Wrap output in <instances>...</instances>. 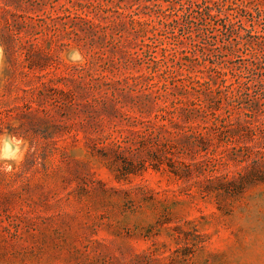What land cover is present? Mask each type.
Instances as JSON below:
<instances>
[{"label": "rangeland", "instance_id": "1", "mask_svg": "<svg viewBox=\"0 0 264 264\" xmlns=\"http://www.w3.org/2000/svg\"><path fill=\"white\" fill-rule=\"evenodd\" d=\"M127 2L141 18L159 25L175 13L168 0H152V9L145 7L148 0ZM209 4L221 16L214 20L220 31L214 35V53L204 57L207 61L199 51L203 37L194 34L191 39L180 27L178 36L169 32L165 41L153 40L149 54L163 58L164 43L171 51L197 50V71L219 62L216 55L235 71L251 64L247 49L231 54L224 47L228 42L236 45L238 38L226 37L221 28L234 20L238 30H264V0ZM258 7L263 10L260 17ZM97 46L104 45L98 41ZM149 54L143 53L145 61ZM118 57L128 60L108 46L95 52L66 49L57 57L62 71L66 64H78L88 80L95 77L83 94L69 100L71 108L64 111L55 100L37 99L50 118L42 112L15 111L0 124V264H264V163L253 167L229 159L201 160L181 151L182 138L110 111L118 98L127 114L139 115L137 103L150 90L147 78H132L139 75L136 61L122 68L129 79L109 81L121 76L114 67ZM3 68L0 46V78ZM3 92L8 99L4 83ZM87 100L92 102L89 107ZM154 110L152 106L144 116L151 118ZM157 136L162 142L174 141V163L159 165L153 159ZM179 161L201 162L191 177ZM215 170L223 178L210 184L208 176ZM232 173L237 180L229 186Z\"/></svg>", "mask_w": 264, "mask_h": 264}, {"label": "trees", "instance_id": "2", "mask_svg": "<svg viewBox=\"0 0 264 264\" xmlns=\"http://www.w3.org/2000/svg\"><path fill=\"white\" fill-rule=\"evenodd\" d=\"M168 2L175 13L159 25L141 18L134 5L128 6L127 0H0V46L4 55L0 84L4 83L10 92L6 100L4 92L0 93V124L15 111L29 115L42 112L50 118L51 113L44 110L37 99L55 100L64 111L70 109L69 100L75 99L79 92L83 94L95 77L88 80L78 64H66V72L62 71L57 66V57L73 47L95 52L108 46L128 57L126 62L120 57L116 59L114 67L121 76L109 81L129 79L122 68L131 67L135 61L140 65L139 75L132 78L150 81V90L144 100L137 103L139 115L127 114L118 98L108 107L110 111L127 115L138 123L157 125L170 137L182 138L185 144L181 145V151L195 153L201 160L207 157L227 163L229 159L253 167L263 164L264 30L252 34L245 26L236 29L234 20H229L222 26V32L226 37L236 35L238 43H224V47L231 54L247 49L253 55L251 64L235 71L224 66L225 60L216 55L219 62L212 61L197 71L193 69L199 59L197 50L179 47L171 51L162 43L161 49L166 53L160 58L149 54L154 48L153 40L163 42L169 32L178 36L176 29L183 28L191 39L194 34L203 37L204 46L199 47V51L207 61L204 57L211 55L209 51L214 53L213 47L217 45L214 35L220 28L214 20L221 16V10L213 9L209 0ZM145 7L152 9V0H148ZM256 11L258 17L263 13L260 7ZM98 41L104 46L98 47ZM143 53L150 55L147 61ZM72 69L77 70V74ZM154 88L157 89L154 91ZM157 91L159 94L153 97ZM91 103L86 101L88 107ZM152 106H155L154 115L144 116L151 112ZM155 138L153 159L159 165L165 160L172 161L174 141L162 142L159 136ZM179 163L192 177L191 170L198 163ZM217 171L208 176V183L222 180L223 175ZM234 175L232 180H227L229 186L237 180Z\"/></svg>", "mask_w": 264, "mask_h": 264}]
</instances>
